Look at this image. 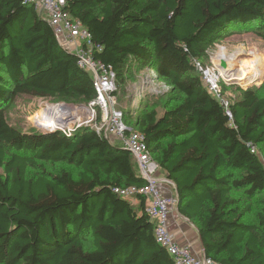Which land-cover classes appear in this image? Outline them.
I'll return each instance as SVG.
<instances>
[{"label":"trees","instance_id":"16d2710c","mask_svg":"<svg viewBox=\"0 0 264 264\" xmlns=\"http://www.w3.org/2000/svg\"><path fill=\"white\" fill-rule=\"evenodd\" d=\"M65 1L117 86L143 66L170 88L161 112L131 121L125 108L123 120L144 135L178 212L197 218L205 256L264 264V96L238 88L225 107L195 65L231 32L264 41V0ZM16 95L88 104L96 92L34 4L0 0V264H173L144 196L115 191L144 184L132 154L90 126L19 130L5 114Z\"/></svg>","mask_w":264,"mask_h":264},{"label":"built area","instance_id":"2783aa9c","mask_svg":"<svg viewBox=\"0 0 264 264\" xmlns=\"http://www.w3.org/2000/svg\"><path fill=\"white\" fill-rule=\"evenodd\" d=\"M32 3L43 13L53 29L58 43L74 52L77 63L81 68L91 73L96 96L86 105L61 104L70 109L64 118L69 117L66 123L67 130L80 127L77 110H86L87 118L85 126H90L98 134L106 137L110 142L118 143L127 149L135 159L137 170L144 184L140 186H128L115 188L122 196L140 194L145 198V212L154 223V236L169 254L173 264H219L209 257H196L189 245L179 244L168 230V215L176 204V199L165 196L158 186L159 166L152 159L148 151L144 135L123 120L122 111L117 108L114 92L116 91L115 74L111 66L93 57V42L88 30L79 20L72 18L64 9L65 0H24ZM98 48H100L98 46ZM225 58V57H224ZM223 58V59H224ZM210 64L201 66L195 61V65L202 74V79L207 90L215 96L225 107L228 101L221 95L222 84L232 81L234 77L227 75L228 68L219 66L220 59L210 56ZM226 61V60H225ZM75 111V114H72ZM73 126V128H70Z\"/></svg>","mask_w":264,"mask_h":264},{"label":"rangeland","instance_id":"374dc122","mask_svg":"<svg viewBox=\"0 0 264 264\" xmlns=\"http://www.w3.org/2000/svg\"><path fill=\"white\" fill-rule=\"evenodd\" d=\"M222 54L229 74L234 77L225 85L224 98L229 100L237 96L238 88L252 89L259 96H264V41L252 31H235L224 36L220 41L215 42L210 50V56H217L220 59ZM257 58H261L260 65L254 70V73L246 74V77H240L241 72L244 73L247 64L255 62ZM210 64V59L206 65ZM125 83L119 87L116 85V93L114 94L115 103L119 109H127V120L133 121L137 115L146 109L155 107L158 112L163 110L164 104L170 88L161 80L155 77L153 69L143 66H132L125 75ZM50 99L29 96L16 95L7 106L5 111L8 121L19 130L23 131H39L47 132L49 128H55L54 125H38L34 117L38 110L52 105ZM54 104H72V105H86L80 103H54ZM73 113V112H72ZM80 126L90 125L85 124L87 118L86 110H77ZM48 127V128H46ZM70 128H73L71 126ZM55 130H67V128L57 127ZM52 131V130H51ZM260 158H264V144L260 146ZM62 164H52L51 168L55 170L62 167ZM256 198L252 199L253 210L247 214L246 221H252ZM134 202V199H132Z\"/></svg>","mask_w":264,"mask_h":264},{"label":"crops","instance_id":"0c3cea01","mask_svg":"<svg viewBox=\"0 0 264 264\" xmlns=\"http://www.w3.org/2000/svg\"><path fill=\"white\" fill-rule=\"evenodd\" d=\"M158 176V186L161 193L165 196H171L176 199L177 194L172 183L160 170ZM168 230L177 243L189 245L191 252L196 257L202 258L205 256L202 242L198 233L197 218L194 217L192 220H190L189 218L183 216L178 212L176 204L168 215Z\"/></svg>","mask_w":264,"mask_h":264},{"label":"bare ground","instance_id":"6f19581e","mask_svg":"<svg viewBox=\"0 0 264 264\" xmlns=\"http://www.w3.org/2000/svg\"><path fill=\"white\" fill-rule=\"evenodd\" d=\"M220 59L223 58L222 54L219 55ZM261 58H257L256 61L251 62L250 64L245 65L246 66V70L242 73V75L240 77H246L248 74V76L252 73H254V70L257 68L258 65H260V60ZM227 75H229L230 77H232L231 74L227 73ZM247 79L249 77H246ZM70 112L71 110L68 108L63 107L61 104H52V105H47L44 108H41L40 110H38L37 114L34 117L35 122L38 125H54L56 126L58 123L59 126H63L66 125V123L70 120H66L64 117L68 114V112ZM72 114H75V111H72ZM69 116V115H67ZM66 116V117H67ZM58 127V126H57ZM48 128V127H46ZM56 128V127H55ZM54 129V128H49V130Z\"/></svg>","mask_w":264,"mask_h":264},{"label":"water","instance_id":"95a60500","mask_svg":"<svg viewBox=\"0 0 264 264\" xmlns=\"http://www.w3.org/2000/svg\"><path fill=\"white\" fill-rule=\"evenodd\" d=\"M219 66H220L221 68H225V67H226V62L224 61L223 58L220 59V64H219ZM65 119H66V120H69L70 118H69V117H66ZM58 127H61V128H67L65 125H63V126H58ZM56 128H57V127H56ZM56 128L51 129V130H52V131H55Z\"/></svg>","mask_w":264,"mask_h":264}]
</instances>
